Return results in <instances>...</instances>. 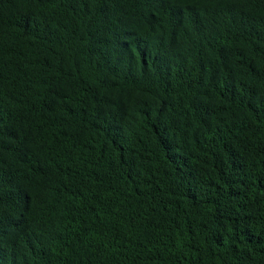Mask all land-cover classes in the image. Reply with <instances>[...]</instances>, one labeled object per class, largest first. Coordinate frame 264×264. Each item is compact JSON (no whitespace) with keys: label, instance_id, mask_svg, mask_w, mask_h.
<instances>
[{"label":"trees","instance_id":"16d2710c","mask_svg":"<svg viewBox=\"0 0 264 264\" xmlns=\"http://www.w3.org/2000/svg\"><path fill=\"white\" fill-rule=\"evenodd\" d=\"M0 264H264V0H0Z\"/></svg>","mask_w":264,"mask_h":264}]
</instances>
